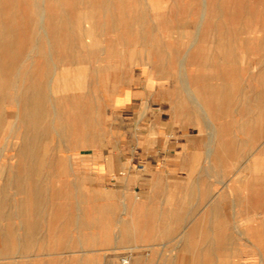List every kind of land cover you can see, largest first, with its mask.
Instances as JSON below:
<instances>
[{
	"label": "rangeland",
	"instance_id": "1",
	"mask_svg": "<svg viewBox=\"0 0 264 264\" xmlns=\"http://www.w3.org/2000/svg\"><path fill=\"white\" fill-rule=\"evenodd\" d=\"M125 90L245 133L215 220L184 231L214 222L192 264H264V0H0V264L143 261L154 194L85 172L127 143Z\"/></svg>",
	"mask_w": 264,
	"mask_h": 264
},
{
	"label": "crops",
	"instance_id": "2",
	"mask_svg": "<svg viewBox=\"0 0 264 264\" xmlns=\"http://www.w3.org/2000/svg\"><path fill=\"white\" fill-rule=\"evenodd\" d=\"M127 96L128 102L116 105V98L125 100ZM112 108L127 127L123 135L127 143L100 149L85 172L104 191L129 195L149 188L154 194L147 197L151 205L144 231L148 254L135 264H186L190 260L192 264L199 257L198 237L215 234L210 227L214 222L210 223L215 220L217 205L224 203L215 195L216 181L223 179L218 174L220 165L225 164L231 148L246 145L245 133L226 125L215 130L211 122L201 128L194 112L178 111L172 101L153 98L147 92L125 90L114 98ZM152 185L159 187L154 190ZM253 203L247 198L248 206ZM204 219L210 222L209 228L200 229L192 222L184 231L185 220ZM184 234L196 239L185 243ZM186 252L191 256H183ZM89 263L93 261H75Z\"/></svg>",
	"mask_w": 264,
	"mask_h": 264
},
{
	"label": "built area",
	"instance_id": "3",
	"mask_svg": "<svg viewBox=\"0 0 264 264\" xmlns=\"http://www.w3.org/2000/svg\"><path fill=\"white\" fill-rule=\"evenodd\" d=\"M131 253L125 254L122 258L119 260V264H131Z\"/></svg>",
	"mask_w": 264,
	"mask_h": 264
},
{
	"label": "bare ground",
	"instance_id": "4",
	"mask_svg": "<svg viewBox=\"0 0 264 264\" xmlns=\"http://www.w3.org/2000/svg\"><path fill=\"white\" fill-rule=\"evenodd\" d=\"M41 19H42V17H41ZM43 20V19H42ZM18 117V116H17ZM256 170V169H255Z\"/></svg>",
	"mask_w": 264,
	"mask_h": 264
}]
</instances>
